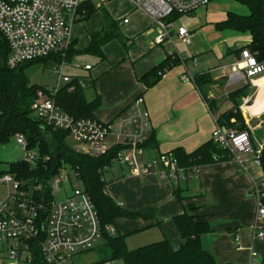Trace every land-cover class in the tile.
I'll use <instances>...</instances> for the list:
<instances>
[{
    "label": "crops",
    "instance_id": "0c3cea01",
    "mask_svg": "<svg viewBox=\"0 0 264 264\" xmlns=\"http://www.w3.org/2000/svg\"><path fill=\"white\" fill-rule=\"evenodd\" d=\"M111 1L125 5L118 11L121 21L116 22L123 42L113 38L105 43L101 48L104 58L97 57L96 65L85 63L91 65L85 70L87 75H76L75 71L68 73L86 78L83 89L87 100L98 98L100 103L93 112L94 117L110 121L141 95L150 117V144L144 148L145 156L173 152L176 148L188 153L211 140L213 117L234 110L236 100L254 148H262L264 71L247 82L233 78L232 66L242 64L241 52L247 49L251 36L218 26L229 11L241 12L242 5L235 0H210L192 14L181 15L174 21L175 27H187L190 43L172 34L170 40L154 44L156 30L150 18L133 9L127 0ZM98 14L101 16L100 12ZM123 16L128 18L127 23L122 22ZM77 25V30L74 25L72 27L69 44L74 50L82 51L89 43L90 32L98 27L84 29L81 24ZM167 55L177 61L164 69L154 85L147 87L139 81ZM184 73L192 80L183 81ZM196 73L209 75L210 81L202 87L205 98L193 80ZM87 86L91 88L89 96L85 94ZM244 99H247L245 103ZM206 100L211 102L212 111ZM230 121L234 122V118ZM239 157L240 162L229 157L201 164L196 177L181 180L177 186L154 173L134 176L127 168L111 167L105 174L107 193L123 209L149 215L147 218H116L113 227L117 231L114 233L123 234L126 239L133 232L151 227L152 240L166 238L173 248H178L180 237L173 217L192 203L193 215L211 226V232L202 236V245L218 263L264 264V244L252 240L256 201L250 193L253 182L262 175V168L250 163L251 154ZM175 187L185 198L182 202L173 193ZM251 250L258 251L255 257ZM0 264L11 262L1 256Z\"/></svg>",
    "mask_w": 264,
    "mask_h": 264
},
{
    "label": "built area",
    "instance_id": "2783aa9c",
    "mask_svg": "<svg viewBox=\"0 0 264 264\" xmlns=\"http://www.w3.org/2000/svg\"><path fill=\"white\" fill-rule=\"evenodd\" d=\"M84 1L87 0H0V32L9 46L7 66L14 68L54 53L63 55L69 46L71 30L79 18L78 10ZM105 1L99 0L97 6ZM127 1L133 9L150 18L156 30L154 44L170 40L172 34L188 44L191 35L187 27H175L176 18L173 17L190 15L210 0ZM122 22L127 23L128 18L123 16ZM241 56L242 64L235 63L232 66L233 78L247 82L263 73L264 64L255 55L244 49ZM64 63L62 60L52 67L56 76L55 85L36 91L32 108L44 127L66 131L72 148L90 156L97 157L112 147H120L108 166L102 169L104 176L116 165L127 168L134 176L154 173L177 186L179 181L199 174L200 165H180L170 152L145 156L144 144L150 132V117L141 95L136 96L125 110L107 122L96 117H74L62 110L55 102L57 91L65 85L69 91L76 85L81 88L86 85L80 78L72 82L73 78L63 73ZM90 68V64L83 66L84 70ZM181 79L187 81L192 80V77L184 73ZM213 120V142L239 162L241 154H251L250 163L260 167L261 148L253 147L249 131L228 128L219 124L217 117H213ZM13 139L24 150L23 159L35 165L37 151L28 148L22 134H16ZM261 176L255 179L250 191L256 201L253 241L264 240V182ZM48 184L52 197L44 199L36 196L41 185L29 183L27 188H23L13 174L6 172L0 176V185L8 187L0 198V255L11 260V264H30L32 253L29 241L39 237L40 252L50 264H74V255L94 248L101 240L102 228L97 210L70 168L62 166ZM58 191L62 194L61 198L56 196ZM105 230L110 234L115 231L111 225L105 226ZM251 255L255 257L256 252L251 250Z\"/></svg>",
    "mask_w": 264,
    "mask_h": 264
},
{
    "label": "trees",
    "instance_id": "16d2710c",
    "mask_svg": "<svg viewBox=\"0 0 264 264\" xmlns=\"http://www.w3.org/2000/svg\"><path fill=\"white\" fill-rule=\"evenodd\" d=\"M235 1L244 6L248 13L229 11L227 18L218 26L249 33L251 41L246 48L255 55L259 62H262L264 61V0ZM100 9L102 16L99 27L90 32L89 43L82 51L74 50L69 44L63 55L59 53L50 54L46 57L24 62L14 68L7 66L9 46L6 38L0 32V145L7 144L16 134H22L27 141L28 148L34 149L38 153L35 165H30L21 158L9 162L6 169H0V176L6 172L13 174L23 188H27L29 183L39 184L41 186L36 196H42L46 199L52 197L48 184L49 180L58 173L62 166H68L81 182L84 191L90 196L102 228L100 245L96 250L100 257L91 264H106L111 261L120 262V264H234L230 262L218 263L202 245V236L211 232V226L207 221L200 220L193 215L194 205L192 203H188L182 212L173 217L180 237L178 248H173L166 238L136 248H128L125 235L110 234L105 230V226H113L114 220L118 217L135 219L147 218L149 215L142 211L123 209L107 193V181L104 179L102 169L104 166H108L120 147H112L105 154L97 157L76 152L70 145L66 131L44 127L35 115L32 104L36 98V91L39 88H45V86L30 82V75L27 72L29 66L45 60H50L52 66L62 60L68 62L74 55L81 52L94 55L102 60L104 54L101 48L105 43L113 38L123 42V36L116 30V22L109 21L107 11L104 10L102 4L96 7L94 1H84L78 10L79 18L77 21L88 20ZM177 17L179 15H174L173 18ZM176 61L172 55H167L163 61L140 77L139 81L147 87L154 85L164 69ZM71 77L73 78L72 82L80 78L78 76ZM80 79L86 82L85 77ZM209 79L208 74L196 73L193 76V80L204 98L202 87L210 81ZM55 102L62 110L74 117H94L93 112L100 103L98 98L87 100L84 89L78 85L70 91L67 89V85L61 87L55 94ZM207 104L212 111L211 102L207 101ZM237 105L238 102L234 100V110L223 112L217 117V120L219 124L228 128L247 130ZM232 117L234 122L230 121ZM149 144L150 137L145 142L144 148ZM170 153L178 159L180 165L185 167L211 163L230 157L228 152L220 148L212 139L191 152L187 153L181 148H176ZM259 161L262 168L261 180L264 182V143ZM173 193L179 201L182 202L185 199L178 187L174 188ZM262 202L264 204V190ZM39 239L40 237L29 241L32 253L30 264H50L45 261L40 252ZM89 250H93V248ZM262 261L264 262V255Z\"/></svg>",
    "mask_w": 264,
    "mask_h": 264
},
{
    "label": "rangeland",
    "instance_id": "374dc122",
    "mask_svg": "<svg viewBox=\"0 0 264 264\" xmlns=\"http://www.w3.org/2000/svg\"><path fill=\"white\" fill-rule=\"evenodd\" d=\"M94 3H95V6L97 7L99 0H95ZM123 5H124V3H122V2H118V1L112 2L111 0H106L104 3H102V7L104 8L105 11H107V14L109 16V18H108L109 21H111V20L114 22L121 21V15L119 14L120 12H118V11L121 10V8H123L125 6V5L124 6ZM240 10H242V11L241 12L237 11V12L243 13V14L248 13V10L243 6L240 7ZM96 12L88 20L76 21L74 23V26H75L74 30L78 29L77 26H79V25H77V24H81L84 29H86V28L89 29L93 25H97V27H99L98 24H100V20H101L100 18L102 16V14L100 16V14H98V13L101 12V9L97 10ZM117 14H119V15H117ZM86 62H89L93 65H96L97 62H99V59L96 56L88 54V53L76 54V55H74V57L72 58V60L70 62L64 63L63 73L68 75V73L70 71H75L74 73L76 75L77 74L78 75H80V74L87 75V71H85L83 69V66ZM76 64H78V65H76ZM52 67L53 66L51 65L50 60L40 61L38 63H35V64L29 66L27 72L30 75V82L35 83L37 85H44L45 87L54 86L56 76L52 72ZM90 92H91V88L89 86H87V88L85 89L86 96ZM215 116L218 117L219 114H216ZM232 129L239 130L240 128L239 129L238 128H236V129L232 128ZM255 134L257 136H259V131H256ZM23 157H24V150L22 149V147L19 144H17L15 142L14 139H11L7 144L0 145V169H6L9 162L16 161V160L21 159ZM105 176L107 178V175H105ZM71 177H72V175H71ZM72 182L74 183L73 178H72ZM7 190H8L7 186L0 185V198L3 197V194ZM56 196L58 198H61L62 197L61 192L60 191L56 192ZM115 229L116 228H114V230ZM152 230L153 229H151V227H149L148 229L133 232L130 235H128L127 238L125 239L127 247L132 249V248H136V247L145 245V244L150 243L152 241H156V240H152V238H151L152 236L150 234H152V232H154ZM145 235H146V237H145ZM255 242H262L264 244V240H257ZM99 245H100V242H98L96 244V246L93 248V250L85 251L82 254L74 255L73 259H72L74 264H91V263L95 262L100 257L99 252L96 251V250H98L97 247ZM255 250H258L256 245H255ZM260 250H262V249H260ZM1 252H4V251H1ZM7 261H11V260H7ZM106 264H120V262H116V261L112 262L111 261V262H108Z\"/></svg>",
    "mask_w": 264,
    "mask_h": 264
},
{
    "label": "bare ground",
    "instance_id": "6f19581e",
    "mask_svg": "<svg viewBox=\"0 0 264 264\" xmlns=\"http://www.w3.org/2000/svg\"><path fill=\"white\" fill-rule=\"evenodd\" d=\"M259 91H260V90H259ZM263 102H264V101H263ZM263 102H262V103H263ZM260 103H261V100H260ZM255 108H256V107H255ZM251 112H252V111H251Z\"/></svg>",
    "mask_w": 264,
    "mask_h": 264
}]
</instances>
